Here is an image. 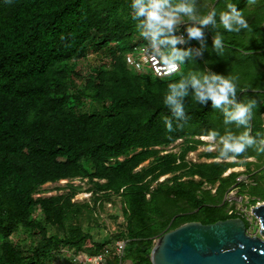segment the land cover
Segmentation results:
<instances>
[{"label": "trees", "instance_id": "obj_1", "mask_svg": "<svg viewBox=\"0 0 264 264\" xmlns=\"http://www.w3.org/2000/svg\"><path fill=\"white\" fill-rule=\"evenodd\" d=\"M207 2L197 8L198 14L210 10ZM211 2L221 10L224 0ZM234 2L238 8L247 7L246 0ZM130 4L131 0H0V264H53L64 247L95 254L111 239L127 240L123 259L129 263L152 264L148 254L165 232L191 221L209 224L236 218L226 213L223 196L240 174H223L239 162L186 159L204 144L195 137L213 128L223 131L222 113L210 103L199 105L186 97L184 118L173 119L174 130L168 132L162 117L172 119V114L162 98L169 82L193 69L222 70L219 62L224 58L213 45L218 32L221 47L263 56L264 24L258 21L264 15L253 14L252 33L209 26L200 40L187 36L186 26L192 22H184L176 32L184 43L177 47L190 50L191 57L175 74L157 78L126 64V55L149 43L139 36ZM89 52L101 53L100 62L84 70L79 59L86 56L88 62ZM243 96L237 93L238 99ZM262 114L260 108L257 124L252 121L253 133H264ZM178 140V152L164 153ZM253 151L237 159L254 158ZM217 155L218 147L199 156ZM247 173L255 185L241 184V191L264 202V193L253 192L259 185L256 171L247 168ZM85 179L91 208L88 202L73 201L79 192L70 182L64 186L67 192L39 195L47 183ZM112 196L122 200L124 229L109 239L94 240L78 220L85 210L101 207ZM53 227L64 234L50 233ZM20 230L37 243L24 250L12 240ZM59 264L70 263L65 258Z\"/></svg>", "mask_w": 264, "mask_h": 264}, {"label": "clouds", "instance_id": "obj_2", "mask_svg": "<svg viewBox=\"0 0 264 264\" xmlns=\"http://www.w3.org/2000/svg\"><path fill=\"white\" fill-rule=\"evenodd\" d=\"M246 3L247 7L238 8L234 0H224L221 10L212 7L204 14H198L197 0H131L130 8L133 19L138 21L139 36L150 43L152 53L165 68L174 72L191 57L190 50L177 47L184 43L183 37L176 35L181 22L185 19L192 22L186 26V32L190 39L196 40L203 37V30L209 26L222 28L227 33H252L255 27L251 22L253 14L259 12L264 15V0H246ZM258 23L264 24V19ZM221 41L218 32L213 40L216 49L221 48ZM172 72L168 75L171 76ZM238 92L254 95L238 99ZM186 97H191L199 105L210 103L223 115L225 127L222 132L213 128L206 136L195 137L202 142L207 139L213 145L218 141V155L210 161H234L248 149L264 155V133L252 131V121L260 107L264 106V85L255 84L251 77L241 81L239 76L232 74L189 71L178 80L169 82L163 93L162 104L172 114V119L162 117L168 132L174 130L173 119L184 118Z\"/></svg>", "mask_w": 264, "mask_h": 264}, {"label": "rangeland", "instance_id": "obj_3", "mask_svg": "<svg viewBox=\"0 0 264 264\" xmlns=\"http://www.w3.org/2000/svg\"><path fill=\"white\" fill-rule=\"evenodd\" d=\"M204 1V2H203ZM206 0H200L197 1V8H202L204 6V3ZM208 9H211L213 7V3L211 0H208L207 4L205 5ZM188 21L185 19L181 24ZM100 54L101 53H88V62L86 61V56L84 58L79 59V65L84 69L87 70L90 66L93 64H98L100 62ZM219 54L224 58L222 61L219 62V66L222 69L220 73L223 75H237L240 77L241 81L247 80L248 78H253V82L255 84H261L264 85V55L263 56H255L253 54H250L249 56L245 55L244 53H240L235 50H231L229 48L221 47L219 49ZM145 65V64H144ZM196 71L195 69H193ZM202 71L201 69H198ZM207 70V69H206ZM205 71V69H204ZM254 95V93L251 92H245L243 95ZM261 109H264V106L260 107ZM262 120H264V114H262ZM254 125L257 124V118L256 116L253 119ZM260 126V123H259ZM264 126V124H263ZM256 133H259L256 131ZM204 138V137H203ZM206 139V138H204ZM204 144L198 145L197 148L189 152L187 154V161L190 162H210L212 159H205L201 156H199L203 152H215L218 147V141L215 145L210 143L207 139L203 141ZM181 147V141H176L174 144L164 148L165 152H178ZM254 158L247 159H237L234 160V162H239V166L230 168L231 172H236L238 174L243 175H249L247 173L248 170L254 172L256 171V174L258 175V181L259 185L257 189H254L253 192L257 195L263 196L264 193V160L262 158L264 155L257 154L255 151ZM218 160V159H217ZM222 160V159H220ZM218 160V161H220ZM150 160L145 161L142 163L141 166H146L149 164ZM244 162H253L249 167L244 165ZM170 176L166 175L159 179V181H163L165 178H168ZM71 183L74 186H78V194L75 195L73 198L74 202L83 203L88 202L90 204V208L93 205L92 201V195L90 192H87L86 190L90 187V184L86 182V179L83 181L79 180H61L57 183H47L43 185V193L39 194L41 196H50L55 194H61L64 192H67L68 190L64 188L67 183ZM55 187H61L62 190H55ZM207 188V187H206ZM259 188V189H258ZM263 189V191H262ZM78 223L80 226L88 232L94 240H105L109 239L111 234L119 232L121 229H124L125 224V218L123 213V204L120 197L112 196L109 201H105L103 205L100 207V205H97L95 209H92V211L85 210L81 217L78 220ZM159 224L156 223L154 227H158ZM145 232H150V229H145ZM49 232L52 234H58L62 236L64 233L62 230H60L57 227L49 228ZM252 235H260L259 234V227H256L252 231ZM13 241H16L20 244V246L27 250L32 244L37 243L38 239L35 237H29L27 233H25L23 230H20L17 234H15L12 237ZM116 239H111L113 242ZM90 246V245H89ZM62 258L59 257L57 260H55L53 263H61ZM122 264H131L126 259L122 260Z\"/></svg>", "mask_w": 264, "mask_h": 264}, {"label": "water", "instance_id": "obj_4", "mask_svg": "<svg viewBox=\"0 0 264 264\" xmlns=\"http://www.w3.org/2000/svg\"><path fill=\"white\" fill-rule=\"evenodd\" d=\"M259 234L249 235L239 218L203 224L191 221L156 239L152 264H264V203L251 208Z\"/></svg>", "mask_w": 264, "mask_h": 264}, {"label": "built area", "instance_id": "obj_5", "mask_svg": "<svg viewBox=\"0 0 264 264\" xmlns=\"http://www.w3.org/2000/svg\"><path fill=\"white\" fill-rule=\"evenodd\" d=\"M178 36L182 35L178 34ZM125 61L128 67L152 74L157 78L168 77L169 72H172L171 69L165 68L162 61H160V59L152 53L150 43L140 44L135 47L134 54L126 55ZM179 69L172 72V75L178 72ZM248 159L249 158H247V160ZM229 173H231L230 169H228L223 175L226 176ZM241 184L248 188L251 185H255V182L249 175H239L236 178L235 185L231 186V188H229V190L224 194L223 203L226 204V213L228 215H235L236 217L241 218L246 224L247 233L252 235V231L256 227H259V221L253 213H251V208L261 205L264 202L255 199L247 192L241 191ZM207 188L211 189V193L215 192V188H211L210 186ZM155 242L156 239L154 240V243ZM126 243L127 240L125 239H116L113 242L110 241L103 246L100 252L95 254L88 253L86 250L76 251L73 248L64 247L60 249L58 254H56V258L58 259L61 257L62 261L66 258L70 264H122Z\"/></svg>", "mask_w": 264, "mask_h": 264}, {"label": "crops", "instance_id": "obj_6", "mask_svg": "<svg viewBox=\"0 0 264 264\" xmlns=\"http://www.w3.org/2000/svg\"><path fill=\"white\" fill-rule=\"evenodd\" d=\"M182 24H180L179 26H181ZM180 141V140H179Z\"/></svg>", "mask_w": 264, "mask_h": 264}]
</instances>
